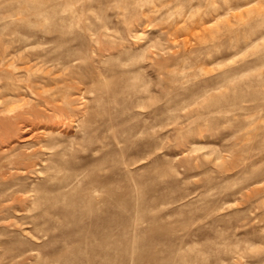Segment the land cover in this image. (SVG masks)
Here are the masks:
<instances>
[{
  "label": "rangeland",
  "instance_id": "rangeland-1",
  "mask_svg": "<svg viewBox=\"0 0 264 264\" xmlns=\"http://www.w3.org/2000/svg\"><path fill=\"white\" fill-rule=\"evenodd\" d=\"M0 146V264H264V0H0Z\"/></svg>",
  "mask_w": 264,
  "mask_h": 264
},
{
  "label": "bare ground",
  "instance_id": "bare-ground-1",
  "mask_svg": "<svg viewBox=\"0 0 264 264\" xmlns=\"http://www.w3.org/2000/svg\"><path fill=\"white\" fill-rule=\"evenodd\" d=\"M5 145V144H4ZM3 146V145H2ZM1 147V146H0ZM4 147V146H3Z\"/></svg>",
  "mask_w": 264,
  "mask_h": 264
}]
</instances>
